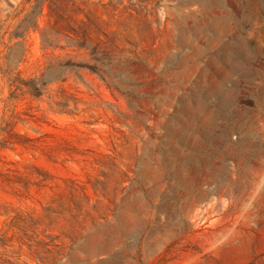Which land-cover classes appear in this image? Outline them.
Instances as JSON below:
<instances>
[{
    "label": "rangeland",
    "instance_id": "1",
    "mask_svg": "<svg viewBox=\"0 0 264 264\" xmlns=\"http://www.w3.org/2000/svg\"><path fill=\"white\" fill-rule=\"evenodd\" d=\"M17 44L24 79L69 66L15 102L37 149L2 166L51 180L0 190V264H264V0H0V118Z\"/></svg>",
    "mask_w": 264,
    "mask_h": 264
},
{
    "label": "trees",
    "instance_id": "2",
    "mask_svg": "<svg viewBox=\"0 0 264 264\" xmlns=\"http://www.w3.org/2000/svg\"><path fill=\"white\" fill-rule=\"evenodd\" d=\"M39 7H43L39 5ZM38 17H35L31 20L27 18L19 26H23L22 31H16L11 39L25 38L30 31V28H33L34 31L38 29ZM42 50L47 51L50 47H53V39L48 35L42 34ZM69 38V37H68ZM78 39H70L71 43L79 44V50H85L89 52L90 56L94 60L93 67H90L92 73L97 74L100 79L110 85L109 71L103 69L105 66L112 67L115 66L113 52L107 48L96 46L90 48L86 46L87 38L86 35H77ZM16 48H9L8 53L5 56L6 68L3 71L4 78L7 79L8 86L10 89V95L4 102V113L0 118V190L1 191H11L14 194H25L29 193L32 187H46L47 183L51 180L50 174L37 166H29L26 169V173H21L17 169H10L3 167L5 165L4 157L2 152L5 150H14L17 147H20L25 150H35L37 149L36 140L32 139L26 135L20 134L17 131L18 123L25 122L22 119L23 113L17 111L15 107V102L26 96L34 99L40 100L44 95L50 92V87L57 83H65L66 78L63 77L64 69L69 65H64L57 62L56 60L49 58L46 70L42 74L41 78L33 79H24L20 71L15 72L20 63L25 61L26 50L21 44H17ZM23 47V50L20 51V48ZM56 49L57 47H53ZM107 62V63H106ZM78 68H86L82 66H77ZM50 76V79L47 77ZM62 93L64 91L62 90ZM66 102H56V105L62 112L71 113L70 111H65L68 108V99ZM28 116V115H26Z\"/></svg>",
    "mask_w": 264,
    "mask_h": 264
}]
</instances>
